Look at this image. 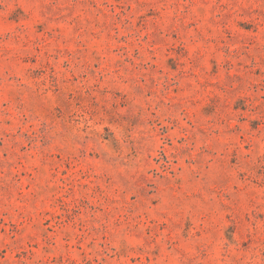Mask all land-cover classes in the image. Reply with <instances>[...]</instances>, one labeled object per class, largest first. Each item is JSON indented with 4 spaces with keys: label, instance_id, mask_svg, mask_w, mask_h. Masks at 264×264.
I'll return each mask as SVG.
<instances>
[{
    "label": "rangeland",
    "instance_id": "rangeland-1",
    "mask_svg": "<svg viewBox=\"0 0 264 264\" xmlns=\"http://www.w3.org/2000/svg\"><path fill=\"white\" fill-rule=\"evenodd\" d=\"M0 264H264V0H0Z\"/></svg>",
    "mask_w": 264,
    "mask_h": 264
}]
</instances>
